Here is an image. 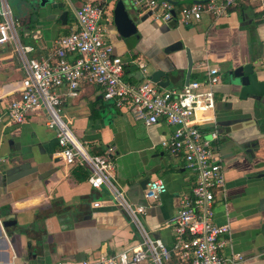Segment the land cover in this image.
Segmentation results:
<instances>
[{
	"label": "crops",
	"instance_id": "0c3cea01",
	"mask_svg": "<svg viewBox=\"0 0 264 264\" xmlns=\"http://www.w3.org/2000/svg\"><path fill=\"white\" fill-rule=\"evenodd\" d=\"M123 1L138 28L129 38L116 30V2H107L113 10L110 42L115 54L129 64L126 82L143 80L139 68L131 64L136 57L147 62L150 78L160 89H182L188 82L204 80L209 67L220 69L221 82L214 87L215 120L221 134L217 146L226 194L217 196L214 221L230 224L228 254L241 252L243 264H264V123L259 122L264 118L263 105L255 107L251 98L239 99L229 87V75L239 66L253 64L264 70V0H242L228 16L206 14L191 25L155 23ZM41 2L24 0L21 9L16 5L12 9L14 15H22L18 36L24 46L33 48L28 56L47 60L53 58L56 40L78 26L76 10L84 3L106 0ZM64 12L67 17L62 20ZM177 42L182 49L167 51ZM24 77L16 44H0V113L19 97ZM62 110L91 155L114 148L115 184L132 204L147 205L142 215L145 229L172 246L174 234L165 223L177 214L181 194L196 183L184 158L161 146L175 128L164 121L149 126L133 118L91 84L83 85L77 98H64ZM46 121L40 109L19 127L0 123V264H82L136 246L141 236L127 214L108 188L91 186L88 167L64 162L56 134ZM243 148L252 149L254 159ZM10 170L18 171L9 176ZM145 180H161L168 190L149 203L144 198ZM94 202L100 206L94 207Z\"/></svg>",
	"mask_w": 264,
	"mask_h": 264
},
{
	"label": "built area",
	"instance_id": "2783aa9c",
	"mask_svg": "<svg viewBox=\"0 0 264 264\" xmlns=\"http://www.w3.org/2000/svg\"><path fill=\"white\" fill-rule=\"evenodd\" d=\"M107 1L112 4L118 0ZM126 1L155 23L191 25L201 22L206 14L216 18L228 16L242 0ZM9 2L0 0V44L10 41L16 44L25 77L19 97L11 99L6 110L0 113V123L19 127L29 116L43 109L46 126L55 132L64 162L69 166L88 167L91 186L108 188L113 201L124 210L141 236L136 246L82 264H243L245 257L241 252L227 253L230 224L214 221L217 196L226 194L224 168L217 146L221 134L215 120L214 87L221 82L220 69L209 67L204 80H193L182 89L167 90L153 84L147 62L136 57L131 64L139 68L143 80L126 82L124 77L129 64L115 54L110 42L108 24L113 21L110 2L81 5L76 10L78 26L56 40L53 58H30L28 54L33 48L20 42ZM71 57L75 58L71 60ZM85 84L97 86L106 101L149 126L164 121L175 128L161 146L170 155L184 158L186 169L196 177V183L181 194L177 214L165 223L174 234L172 246L153 238L145 229L140 216L146 213L147 205L132 204L115 184L111 157L114 148L110 147L106 154L91 155L63 117L64 98H77ZM61 90L65 92L62 94ZM167 190L163 181H150L144 198L149 203L156 202ZM93 206L99 207L100 202H94Z\"/></svg>",
	"mask_w": 264,
	"mask_h": 264
},
{
	"label": "water",
	"instance_id": "95a60500",
	"mask_svg": "<svg viewBox=\"0 0 264 264\" xmlns=\"http://www.w3.org/2000/svg\"><path fill=\"white\" fill-rule=\"evenodd\" d=\"M48 0H42L41 4L45 5ZM198 2V0H191L185 3ZM67 13L64 12L61 16L62 20H65ZM146 18V16H145ZM144 20V18H142ZM114 24L118 34L123 38H129L135 35L138 31L136 21L131 17L125 3L123 0L116 1V6L114 8ZM182 49V43L177 42L173 44L167 51H175ZM189 53V52H188ZM191 62V61H190ZM264 70L260 68H255L253 64H244L235 68L229 77V87L231 92L238 93V97L241 100H248L251 98L255 101V107L260 104L263 105L262 111L264 114V79L261 80L260 77L263 76ZM189 83V82H188ZM187 83V84H188ZM233 94V93H231ZM261 124L264 123V118L259 121ZM264 125V124H263ZM261 130L264 134V126L261 125ZM258 144H260L258 142ZM261 145V144H260ZM256 147V146H255ZM243 151L250 153L251 159L256 156L252 149L243 148ZM260 154V153H259ZM14 171L10 170L7 174L11 176ZM150 181L145 180L142 185L146 187ZM264 202V200H263Z\"/></svg>",
	"mask_w": 264,
	"mask_h": 264
},
{
	"label": "rangeland",
	"instance_id": "374dc122",
	"mask_svg": "<svg viewBox=\"0 0 264 264\" xmlns=\"http://www.w3.org/2000/svg\"><path fill=\"white\" fill-rule=\"evenodd\" d=\"M9 3L11 5V7H13V5H16V6H18V9L19 8L21 9V7H22V5L24 3V0H10ZM21 16L22 15H16V13L14 15V21H15V24H16V30H17V32H18L19 35H21V30H23L21 28L22 24L20 25V23H19V20L21 19ZM20 38H21V36H20ZM140 220H141L142 224L144 225L142 215L140 216Z\"/></svg>",
	"mask_w": 264,
	"mask_h": 264
}]
</instances>
